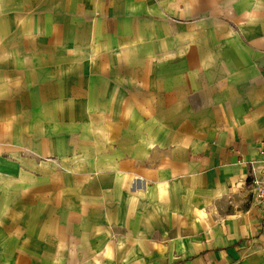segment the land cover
<instances>
[{
  "label": "crops",
  "instance_id": "0c3cea01",
  "mask_svg": "<svg viewBox=\"0 0 264 264\" xmlns=\"http://www.w3.org/2000/svg\"><path fill=\"white\" fill-rule=\"evenodd\" d=\"M264 0H0V264H264Z\"/></svg>",
  "mask_w": 264,
  "mask_h": 264
},
{
  "label": "built area",
  "instance_id": "2783aa9c",
  "mask_svg": "<svg viewBox=\"0 0 264 264\" xmlns=\"http://www.w3.org/2000/svg\"><path fill=\"white\" fill-rule=\"evenodd\" d=\"M264 160V150L262 151ZM254 192L256 196V206L258 208L264 209V166L261 170L259 178H254L253 180Z\"/></svg>",
  "mask_w": 264,
  "mask_h": 264
}]
</instances>
